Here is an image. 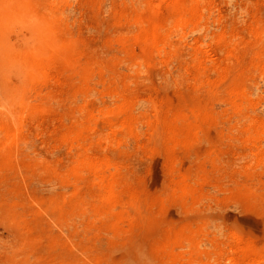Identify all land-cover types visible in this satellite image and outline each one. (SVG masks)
<instances>
[{"label": "rangeland", "instance_id": "rangeland-1", "mask_svg": "<svg viewBox=\"0 0 264 264\" xmlns=\"http://www.w3.org/2000/svg\"><path fill=\"white\" fill-rule=\"evenodd\" d=\"M256 260L264 0H0V264Z\"/></svg>", "mask_w": 264, "mask_h": 264}, {"label": "bare ground", "instance_id": "bare-ground-1", "mask_svg": "<svg viewBox=\"0 0 264 264\" xmlns=\"http://www.w3.org/2000/svg\"><path fill=\"white\" fill-rule=\"evenodd\" d=\"M153 46V45H152ZM30 65V64H29ZM259 262L256 260L255 264H258Z\"/></svg>", "mask_w": 264, "mask_h": 264}]
</instances>
